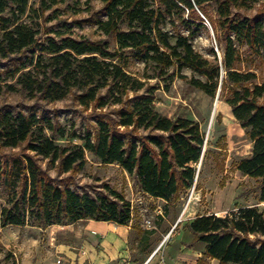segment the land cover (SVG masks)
Instances as JSON below:
<instances>
[{
    "label": "trees",
    "instance_id": "trees-1",
    "mask_svg": "<svg viewBox=\"0 0 264 264\" xmlns=\"http://www.w3.org/2000/svg\"><path fill=\"white\" fill-rule=\"evenodd\" d=\"M60 1L39 0L38 8L31 11L40 17ZM92 1L84 0L88 5ZM100 1L104 17L97 18L96 28L112 36L113 48L103 39L74 37L70 30L40 38L31 24L21 20L30 9L28 0H0V57L18 61L6 69L0 93L3 88L19 89L28 99L47 103L73 95L82 107L94 110L96 119L94 132L77 133L57 124L43 109L0 111V147H22L10 160L0 161L1 173L19 182L1 209V225L47 227L86 218L128 225L133 218L131 204L117 190L109 189L113 198H95L71 188L72 177L86 163V152L102 163L118 164L143 193L167 202L178 200L192 186L205 134L195 120L170 118L155 109L156 86L126 70L129 57L153 65L155 74L146 79L171 80L176 75L186 79L181 70L189 67L202 77L188 78L191 85L211 97L220 88L219 95L252 142L251 153L236 161L234 168L259 181L263 201L264 102L260 99L264 84L254 82L253 71L235 66L240 60L237 44L264 53V3L254 16L240 17L232 14V8H246L258 0H215L217 18L212 23L220 29L224 44L219 61L196 51L188 36L177 33L172 40L162 28L167 15L180 16L187 10L182 22L193 34L197 28L191 24L203 23L196 8L205 14L211 0ZM171 67L174 70L169 71ZM109 106H116L112 114L102 111ZM139 129L149 133L139 135ZM73 138L81 142L57 141ZM39 157L65 178L56 183ZM185 227L193 242L204 245L199 262L208 257L219 264H264V211L257 206L239 207L225 215L197 214Z\"/></svg>",
    "mask_w": 264,
    "mask_h": 264
},
{
    "label": "rangeland",
    "instance_id": "rangeland-1",
    "mask_svg": "<svg viewBox=\"0 0 264 264\" xmlns=\"http://www.w3.org/2000/svg\"><path fill=\"white\" fill-rule=\"evenodd\" d=\"M263 3L264 0H258L250 3L246 8H232V14L240 17H252L257 11L262 10ZM10 6L13 7L14 5ZM28 6L30 9L27 10L25 15L21 16V20L31 24L38 31L40 38H44L47 34H50V32L52 34L56 30H70L69 32L74 37L84 36L93 40L103 39L108 42L110 48L115 47L112 36L104 35L96 28L97 18L104 17L100 0H94L89 5L84 0H62L50 9L45 10L40 17H36V14L31 11V9L38 8L39 0H28ZM196 9L203 19V23L202 25L198 23L191 24L192 29L197 28V31L193 34L182 22L183 18H187V10L180 16L177 14L167 15L162 28L172 35V40H174L177 33L188 36L196 51L209 60H213L216 56L220 61L223 57L224 44L220 40V29L212 23L217 18L216 2L215 0L210 1L205 14L198 8ZM237 48L240 60L235 66L236 69L253 71L256 74L254 82L264 84V53L256 54L245 44H237ZM15 60L11 62L0 57V80L5 77L8 66H13L18 62ZM125 68L129 73L156 86L154 91L156 110L170 118L185 117L195 120L205 134L203 151L196 165L192 186L174 204L167 205V216L170 220L175 221L178 215L182 213L185 205L187 207L182 216L186 219L205 213L225 215L231 210L245 206H257L259 210L264 211V200L259 199V181L241 174L240 171L234 168L236 161L251 153L252 142L234 118L231 107L225 102L224 96L219 95L220 88L217 94L211 97L191 85L188 78L192 76L202 77L189 67H184L181 70V73L187 76L186 79L176 75L171 80H162L158 77L146 79L145 76L155 74L153 65H146L134 57L128 58ZM172 70H174V67L169 69V71ZM8 82L15 84V80H8ZM260 101L264 102V96ZM31 107L37 113L40 109H43L49 117L57 124L64 126L67 131L81 133L87 129L92 132L95 130L94 110L91 107H82L73 95L47 103L28 99L19 89L16 92L2 89L0 93V111L17 112L19 109L27 111ZM114 107L116 106H109L102 109V111L112 114L111 109ZM148 133L147 130H138L139 135H147ZM57 141L61 144L81 142L75 138L58 139ZM21 149L22 147H0V161L10 160ZM85 158L84 167L74 174L69 183L73 190L95 198L105 195L113 198L109 189L117 190L130 201L134 214L135 211H139L138 206L142 204L148 209L145 217L150 223L145 221L146 226L156 225V231L166 229L167 225L162 217L150 213V209L154 208L155 205L139 189L134 177L130 176L116 163H102L90 152L85 153ZM38 160L42 168L47 170L50 178H53L56 183L65 178L66 174H58L57 169L48 164L46 159L39 157ZM18 183L14 177H7L0 171V264H49L50 261L56 262L58 257H60L58 264H61L62 258L59 251H55V243L68 240V235H66L67 237L59 234L55 236L54 230L51 231L50 227L47 228L48 226L40 227L32 224L23 226L1 225V209L8 205V197L18 190ZM165 206V204L161 206L162 211L166 210ZM140 219L142 221V217ZM133 232L132 236H134ZM166 233V237L159 240L162 243L161 245L170 242L171 236ZM156 238V235L150 237V242L156 243L155 241L159 239ZM130 246L138 249L135 243H130Z\"/></svg>",
    "mask_w": 264,
    "mask_h": 264
},
{
    "label": "crops",
    "instance_id": "crops-1",
    "mask_svg": "<svg viewBox=\"0 0 264 264\" xmlns=\"http://www.w3.org/2000/svg\"><path fill=\"white\" fill-rule=\"evenodd\" d=\"M145 195L155 205L150 213L160 215L165 221L167 226L164 231H156V225L148 227L144 224L148 209L143 204L138 206L139 211H135V214L131 207L133 218L128 225L91 218L70 224H52L47 228L54 230L55 236L68 235V240L55 243V251H59L62 258L61 264H219L215 258L207 257L203 258V262L198 261L202 258L204 245L198 241L193 242L192 234L185 227L196 215L188 219L181 216L178 221L180 214L175 221H171L167 216V205L174 204L175 201L167 202L162 198ZM163 204L166 205L164 211L161 209ZM138 229L147 230L148 233H142ZM165 233L171 239L169 244L161 245L159 240L166 237ZM155 235L159 239L156 243H151L150 237ZM130 243H135L138 249L131 248ZM59 258L49 264H58Z\"/></svg>",
    "mask_w": 264,
    "mask_h": 264
},
{
    "label": "built area",
    "instance_id": "built-area-1",
    "mask_svg": "<svg viewBox=\"0 0 264 264\" xmlns=\"http://www.w3.org/2000/svg\"><path fill=\"white\" fill-rule=\"evenodd\" d=\"M186 207H187V206L185 205V207L183 208V211H182L180 217L178 218V221L181 219V216H182V214L184 213ZM178 221H177V222H178ZM177 222H176V223H177ZM146 223H150V221H149V220H146ZM59 262H60V260L58 259V260H57V263H59Z\"/></svg>",
    "mask_w": 264,
    "mask_h": 264
},
{
    "label": "water",
    "instance_id": "water-1",
    "mask_svg": "<svg viewBox=\"0 0 264 264\" xmlns=\"http://www.w3.org/2000/svg\"><path fill=\"white\" fill-rule=\"evenodd\" d=\"M219 91V90H218Z\"/></svg>",
    "mask_w": 264,
    "mask_h": 264
}]
</instances>
